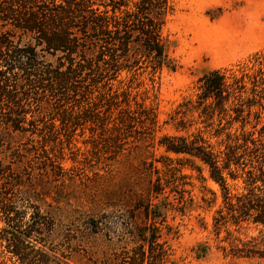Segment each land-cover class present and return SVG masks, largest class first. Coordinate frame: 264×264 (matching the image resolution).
<instances>
[{
	"label": "trees",
	"instance_id": "trees-1",
	"mask_svg": "<svg viewBox=\"0 0 264 264\" xmlns=\"http://www.w3.org/2000/svg\"><path fill=\"white\" fill-rule=\"evenodd\" d=\"M0 1L7 2L0 8V21H16L18 27L37 34L47 48L42 50L52 56L62 53L55 65L40 61L37 49H0V60L7 70L19 67L31 83L41 87L47 83L58 103L84 95L87 115H63V123L76 127L89 122L102 131H114L110 141L118 147L130 138L139 142L154 135L157 106L147 103L149 89L141 88L146 84L144 75L154 82L164 69L177 68L170 54L171 42L164 35L173 10L169 0H17L24 8L20 12H16L13 0ZM1 46H6L5 42ZM7 82L9 78L0 69V100L5 97ZM197 91L195 99L178 105L171 121L179 131H188L198 123L203 127L189 135H164L158 145L168 153L189 155L208 166L210 177L223 190L230 216L224 220L226 216L219 211L217 228L229 221L235 226L243 221L264 224V56L256 55L251 66L238 71L206 72L198 79ZM194 114L196 120L188 119ZM235 124L239 125L232 132ZM208 132L212 137L225 136V150L214 149L204 135ZM249 148L256 165L247 171L246 192L233 196L225 172L237 179L236 172ZM179 164L167 156L143 160L141 174L148 179L147 191L132 190L127 214L116 215L110 225L92 221L95 227L91 233L104 235L108 245L88 255L86 264H176L170 240L177 231L169 223V212H184L192 200L187 197L191 182ZM11 206L3 209L7 227L0 230V247L4 248L0 264H66L48 253L44 243L41 248L32 242L47 240L44 233L51 226L46 225L45 216L38 213L37 218L32 215L30 222H24L23 212ZM238 242L231 248L235 254L263 256L264 249L258 246H264L263 239Z\"/></svg>",
	"mask_w": 264,
	"mask_h": 264
},
{
	"label": "rangeland",
	"instance_id": "rangeland-1",
	"mask_svg": "<svg viewBox=\"0 0 264 264\" xmlns=\"http://www.w3.org/2000/svg\"><path fill=\"white\" fill-rule=\"evenodd\" d=\"M169 1L173 10L164 35L171 42L170 54L177 68L164 69L154 82L143 76L146 84L141 89H149L147 103L157 106L158 125L153 136L146 135L139 142L130 138L119 145L123 149L110 141L114 131H102L89 122L76 127L62 122L63 115H87L83 111L88 107L84 95L58 103L47 83L37 86L19 67L7 70L0 60V69L9 78L4 84L5 97L0 100V230L7 227L6 206L14 205L11 207L23 212L24 222L40 213L51 230H45L46 241L35 238L32 242L41 248L44 243L48 253L66 264H86L88 255L108 245L104 235L91 233L95 227L92 221L110 225L116 215H126L132 190L147 191L148 179L141 174L143 160L167 156L175 165H183L182 171L191 182L187 197L192 200L187 209L169 212V223L177 231L170 240L175 263L264 264V254L240 256L231 250L238 240H264V224L243 221L235 226L229 221L217 228L219 211L226 216L224 220L230 216L223 190L210 177L208 166L189 155L168 153L158 145L164 135H189L203 127L198 123L188 131H179L171 121L183 100L195 99L203 74L213 69L238 71L251 66L256 55L264 56V0ZM5 3L0 1V8ZM12 4L16 12L24 10L22 2L13 0ZM2 42L6 46H1ZM0 49H37L40 61L55 65L62 55L52 56L42 50L47 48L37 34L23 30L12 20L0 21ZM193 118L196 120L197 115L188 117ZM247 129L252 130L250 125ZM204 135L216 151L225 150L224 135ZM250 148L241 160L237 179L225 172L233 196L246 192L247 171L256 165ZM155 165L162 167L159 162ZM3 249L0 247V251Z\"/></svg>",
	"mask_w": 264,
	"mask_h": 264
}]
</instances>
